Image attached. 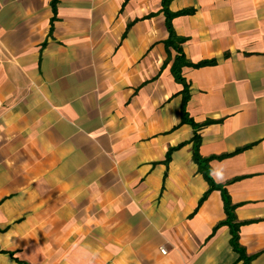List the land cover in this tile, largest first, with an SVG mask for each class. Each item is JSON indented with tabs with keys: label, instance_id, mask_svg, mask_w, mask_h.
<instances>
[{
	"label": "crops",
	"instance_id": "1",
	"mask_svg": "<svg viewBox=\"0 0 264 264\" xmlns=\"http://www.w3.org/2000/svg\"><path fill=\"white\" fill-rule=\"evenodd\" d=\"M52 1L0 0V264H242L194 133L264 264V0H169L185 94L161 0Z\"/></svg>",
	"mask_w": 264,
	"mask_h": 264
},
{
	"label": "trees",
	"instance_id": "2",
	"mask_svg": "<svg viewBox=\"0 0 264 264\" xmlns=\"http://www.w3.org/2000/svg\"><path fill=\"white\" fill-rule=\"evenodd\" d=\"M55 2H56V0L52 1L53 10H55ZM161 3H162V10H163L164 15H165L166 29L168 31V38L165 41V46L166 47L171 46L177 53L175 55L174 61H173L172 66H171V72H172L175 80L184 85V89H183L182 93L185 94L187 92V87H186L187 84L185 83V80L181 75V67L183 65H188L190 63L185 60V58H184L185 56H184L182 49H181V46H180V43L184 40V38L177 36V34L174 32V30L171 26V19L176 15H182V14L190 13L191 9H184V10H180L178 12H170L167 8L169 0H161ZM210 63L211 62H209V61H202L198 64H194L193 66H201V65H206V64H210ZM185 101H186V99L184 98V102H183L182 108H181L182 121H191L190 119L187 118V115H186ZM192 125L194 126L193 122H192ZM192 139H193V155H192V158H193L194 162L197 163L199 171L203 174L205 180L209 184V188L204 193V195L202 196L200 202L203 199H205V197L207 196L209 191H211L213 189H219L221 191L222 200H223V204H224L225 219L223 221H221L219 224H226L228 226L229 232H230L229 243H230V246L232 247L233 251L236 252L238 255L237 260L241 261L242 264H251V260H252L253 256L247 255L244 248L239 243V227H240L241 223L236 221V217L234 214V209H235L236 205L231 203L230 197H229L226 189L224 188V186L221 184H216L212 180L211 175H210L211 170H210V166L208 164L209 160L212 157L203 158L199 155V153H198V146H199V142H200L199 135L197 133L196 134L194 133V136ZM219 157H222V156H219Z\"/></svg>",
	"mask_w": 264,
	"mask_h": 264
},
{
	"label": "built area",
	"instance_id": "3",
	"mask_svg": "<svg viewBox=\"0 0 264 264\" xmlns=\"http://www.w3.org/2000/svg\"><path fill=\"white\" fill-rule=\"evenodd\" d=\"M161 251H162L163 253H165V250H164V249H162Z\"/></svg>",
	"mask_w": 264,
	"mask_h": 264
}]
</instances>
